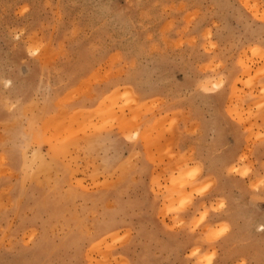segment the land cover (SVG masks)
Listing matches in <instances>:
<instances>
[{"label":"rangeland","instance_id":"1","mask_svg":"<svg viewBox=\"0 0 264 264\" xmlns=\"http://www.w3.org/2000/svg\"><path fill=\"white\" fill-rule=\"evenodd\" d=\"M207 256L264 264V0H0V264Z\"/></svg>","mask_w":264,"mask_h":264},{"label":"clouds","instance_id":"2","mask_svg":"<svg viewBox=\"0 0 264 264\" xmlns=\"http://www.w3.org/2000/svg\"><path fill=\"white\" fill-rule=\"evenodd\" d=\"M196 254L197 252H193L191 255L195 256ZM213 259H214V256H207L200 262V264H212Z\"/></svg>","mask_w":264,"mask_h":264}]
</instances>
